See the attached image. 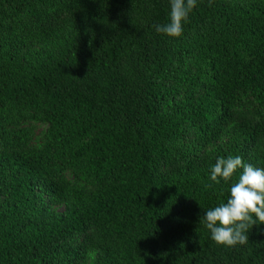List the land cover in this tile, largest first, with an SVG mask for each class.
<instances>
[{
    "label": "trees",
    "instance_id": "obj_1",
    "mask_svg": "<svg viewBox=\"0 0 264 264\" xmlns=\"http://www.w3.org/2000/svg\"><path fill=\"white\" fill-rule=\"evenodd\" d=\"M0 0V264H264L211 239L217 158L264 168V0ZM208 185H211L208 187Z\"/></svg>",
    "mask_w": 264,
    "mask_h": 264
},
{
    "label": "clouds",
    "instance_id": "obj_2",
    "mask_svg": "<svg viewBox=\"0 0 264 264\" xmlns=\"http://www.w3.org/2000/svg\"><path fill=\"white\" fill-rule=\"evenodd\" d=\"M196 6L197 0H170L169 22L154 25L155 30L169 37H181L184 24ZM239 170L242 171L232 184L226 203L207 210L204 215L211 239L221 246L246 244L253 225L264 224V168L245 163L240 156L219 157L211 168L210 179L216 184L221 180L228 182Z\"/></svg>",
    "mask_w": 264,
    "mask_h": 264
}]
</instances>
